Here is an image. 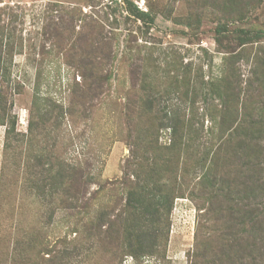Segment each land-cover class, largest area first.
I'll use <instances>...</instances> for the list:
<instances>
[{
  "label": "rangeland",
  "instance_id": "374dc122",
  "mask_svg": "<svg viewBox=\"0 0 264 264\" xmlns=\"http://www.w3.org/2000/svg\"><path fill=\"white\" fill-rule=\"evenodd\" d=\"M0 57V264L251 263L264 0H0Z\"/></svg>",
  "mask_w": 264,
  "mask_h": 264
},
{
  "label": "trees",
  "instance_id": "16d2710c",
  "mask_svg": "<svg viewBox=\"0 0 264 264\" xmlns=\"http://www.w3.org/2000/svg\"><path fill=\"white\" fill-rule=\"evenodd\" d=\"M143 14V13H142ZM1 59V57H0ZM94 63L91 59H89L88 62H85L82 67L84 69H94ZM82 78L85 82V86L87 88H93V91L96 89H99L95 84H98V82L104 80L107 82L109 81V79H105L102 76H96L94 74L88 73V72H84L82 74ZM101 84V83H100ZM95 85V86H94ZM100 87V85H99ZM88 90V89H87ZM0 101L1 102H5L6 101V95L5 94H0ZM147 110V108L142 109L141 111H139V116H141L142 114H145V111ZM170 121L168 123L162 124L161 128H168L171 129L173 134H176L177 131L176 129H178V125H179V121L177 119H169ZM225 122H223L222 124H224ZM250 132L249 134H253L256 130L255 125H251L250 127ZM249 144V143H248ZM247 144V145H248ZM172 148V147H171ZM242 150V149H241ZM235 151V150H234ZM232 152V155H234L235 157L237 156V152ZM228 152H225L224 155L225 157L228 156ZM245 156L247 159H249V157L247 155H243ZM262 157H264V151H263V155ZM248 165V164H247ZM262 173H264V168H261ZM213 184V183H212ZM256 185V186H255ZM252 186V187H251ZM246 189L249 190L250 192L248 193L249 196L247 198V201L250 200L252 197H256L257 194H259V192H261L264 195V175L262 174V178L259 179V181H255L253 182L252 185L246 186ZM222 191V189H220ZM227 204V205H226ZM224 203L222 201V203L218 204V208L221 209L222 207L225 208H229V217L236 219L239 223V219H244V218H248V220H253V224L250 227V231L248 232L249 236L251 237L250 240L252 241V243H249L248 241H245V245H243V249H238V245L240 244L239 242H237L236 244V248H237V252L238 253H244L247 254V258H249L248 263L250 264H262L264 263V239L259 238V234H261V228H262V223L264 222V214L261 213L259 214V209L258 212L255 210H248L250 204L244 203L243 201H240V198H236V200L231 201L229 200V203ZM217 208V207H216ZM258 214H257V213ZM257 214V215H256ZM256 231V232H254ZM259 232V233H258ZM234 247V245H233ZM233 247L232 250H233ZM223 255L226 257L227 254L223 253ZM231 255V252H230ZM239 259H244V257L242 256H238ZM262 260V263H260Z\"/></svg>",
  "mask_w": 264,
  "mask_h": 264
}]
</instances>
